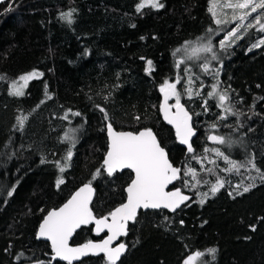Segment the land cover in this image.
Instances as JSON below:
<instances>
[{
  "label": "trees",
  "instance_id": "trees-1",
  "mask_svg": "<svg viewBox=\"0 0 264 264\" xmlns=\"http://www.w3.org/2000/svg\"><path fill=\"white\" fill-rule=\"evenodd\" d=\"M209 2L0 4V264H68L52 262L36 231L80 186L91 183L97 218L124 203L132 174L110 176L102 165L109 123L117 131L152 130L180 169L173 187L190 196L174 213L140 211L117 264H264V46L252 48L262 34L250 31L236 46L217 48L225 32ZM69 11L71 23L62 16ZM200 41L214 45L207 62L179 63L178 50ZM35 71L42 75L13 95V84ZM164 84L175 85L193 116L190 154L161 119ZM209 134L225 143L209 144ZM103 236L84 227L71 244ZM75 264L110 263L99 256Z\"/></svg>",
  "mask_w": 264,
  "mask_h": 264
},
{
  "label": "snow or ice",
  "instance_id": "snow-or-ice-1",
  "mask_svg": "<svg viewBox=\"0 0 264 264\" xmlns=\"http://www.w3.org/2000/svg\"><path fill=\"white\" fill-rule=\"evenodd\" d=\"M150 4L152 7H162L158 3V0H144L139 5L142 8ZM228 7H234L238 9H250V12H245L244 15L239 16L240 20H243L246 15H250L251 12H256L257 9H264V0H238L235 4H228ZM215 7V0H214ZM74 11V10H73ZM215 15V12L213 13ZM63 18L71 23L72 11L62 14ZM261 19H264V15L255 19V23H250L248 27H255L259 25V29L264 31V23H261ZM226 23L227 21L217 20L216 23ZM234 30L229 33L230 37L236 36ZM242 38V37H238ZM221 48L225 45L221 43ZM264 46V39L259 40L253 47ZM205 52H212L211 45H205L202 48ZM198 51V50H194ZM212 59H216L213 54ZM149 66L151 61H148ZM207 69L208 65H204ZM38 75L36 72L29 73L25 76H21L20 80L27 82ZM13 95L21 96L23 91L17 88L13 84ZM161 91L165 92V117L168 122L174 124L176 127L177 135L180 138V143L187 145L189 152L193 151L192 145L189 143V139L194 132L189 124L191 117L184 110L180 104L179 94L175 91V85L167 84L161 88ZM214 93H209L213 95ZM170 95L176 96L177 108L176 115L173 117L168 116L167 100ZM228 99L227 94H220L219 100L223 104ZM227 110V109H226ZM103 111V109H101ZM79 116L80 113H74ZM66 118V117H65ZM25 118H19L18 123L22 126ZM108 135L111 138V150L107 153V159L104 164L107 166V172L111 175L116 169H132L135 172V179L127 187V203L118 207L113 213L112 223H106V218L96 221L97 232L100 231L101 226L107 227L112 235L104 240L102 243H92L89 241L81 247H69L68 240L72 236L76 228L81 224H88L94 219L91 210L88 205L91 199L92 188L91 183L85 184L82 188L75 193L74 196L61 207L58 211H51L47 218L44 219L43 224L40 226L39 236L51 241V247L55 252V256L61 260H65L68 264H72L74 260H78L83 256L89 254L98 255L104 253L110 262V264H116L120 255L125 250L123 243L119 244L116 248H111L109 245L112 240L117 239L121 235H126L127 222L134 220L139 208H167L175 211L188 197L183 196L179 190L166 192L165 188L174 179L178 178L179 168L173 167L168 159V153L160 143L157 141L156 136L150 129L140 131L138 134L132 132H117L113 130L112 125H107ZM214 141L221 144L225 143L221 137H211ZM220 154L219 152L217 153ZM71 151L68 152L67 159H71ZM227 159V157H225ZM249 163H252L249 161ZM235 166V165H234ZM255 167L254 164H252ZM60 171H64V167L60 168ZM259 171V169H257ZM95 175H99L97 170ZM264 175V173H261ZM64 183L63 179L57 181V186ZM223 182L219 185L212 187V192L215 193L219 186H222ZM244 191H248L245 188ZM206 195V194H204ZM203 203V200H201ZM214 252L215 250H209ZM199 256L200 253H197ZM55 258V257H54ZM43 264V262H41Z\"/></svg>",
  "mask_w": 264,
  "mask_h": 264
},
{
  "label": "water",
  "instance_id": "water-1",
  "mask_svg": "<svg viewBox=\"0 0 264 264\" xmlns=\"http://www.w3.org/2000/svg\"><path fill=\"white\" fill-rule=\"evenodd\" d=\"M4 1H7V0H0V4H1L2 2H4ZM160 96H161V99H160V104H159V113H160V116H161L162 121H163L167 126H169V127L173 130V132H174V134H175V138H176L178 144H179L182 148H184V149L186 150V153H187V154L192 153V152H189V151L187 150V147H188L187 145L180 143V138H179V136L177 135V131H176V127H175V125L169 123V122H168V119H166V117H165V107H164V106H165V92L162 91L161 94H160ZM180 104L183 106L184 110H185V111L188 113V115L191 117V119H190V121H189V124H190V126L192 127V130H193V132H194V135H192V136L190 137V139H189V143L192 145V141H193V140L196 138V136H197V130L195 129L194 124H193V116H192V114L188 111V109L186 108V106H185L184 104H182V103H180ZM167 105H168V116H169V117H173V116H175V115H176V112H177V108H176L175 106H174V108H171V105H170V96H169V98H168V100H167ZM113 130H115V129L113 128ZM144 130H145V129H142V130H139L138 132H132V133H134V134H138L140 131H144ZM115 131H117V130H115ZM151 131H152V130H151ZM117 132H120V131H117ZM124 132H131V131H124ZM152 132H153V131H152ZM153 134H154V132H153ZM154 135H155V134H154ZM213 136H215V135H213V134H209V135L207 136V142H208L209 144H217V143H218L217 141H214L213 139H211V137H213ZM106 138H107V150H106V153H105V155H104L102 165H103V167H104V170H105L106 174L109 175L108 172H107V166L104 164V161L107 159V153L111 150V138H110V136L108 135L107 125H106ZM156 139H157V138H156ZM157 141H158V140H157ZM168 159H169V158H168ZM169 161H170V160H169ZM170 163H171V162H170ZM172 165H173V164H172ZM173 167H175V166H173ZM176 168H177V167H176ZM122 171H129V172L132 174V180L135 179V172H134L132 169H128V168H124V169H116L111 175H113V174H115V173H117V172H122ZM111 175H110V176H111ZM179 176H180V172L178 173V178H177V179H174V180H173L171 183H169V184L167 185V187L165 188V191H166V192H171V191L179 190L183 196L188 197V199L185 200L183 203H181L180 206H179L178 208H176L175 211L179 210L183 205H185L186 203H188L189 200H190V196H189L188 194H185V193H183L180 189H178V188H174V187H173L174 184L179 180ZM132 180H131V182H132ZM131 182L129 183V185L131 184ZM129 185H128V186H129ZM83 186H84V185H83ZM83 186H80L79 188H77V189L71 194V196H70V197H69V198H68V199H67V200H66V201H65L60 207H58L57 209L50 210V211H49V212L43 217V219H42L41 223L39 224V227H38V229H37V231H36V239H37L38 241H43V242L48 243V245H49V247H50V251H51V260H52V262L57 261V262H59V263H68L67 261H65V260H61L60 258H58V257L55 256V252L53 251V249H52V247H51V241H50V240H47V239L42 238V237L39 236L40 226L43 224L44 219L47 218V215H48L51 211H58V210H59L61 207H63L64 204H66V203L72 198V196H74L75 193H76L77 191H79V189L82 188ZM128 186H127V187H128ZM127 187H126V189H125L126 198H125L124 203H122L121 205L127 203V196H128V193H127ZM91 188H92V194H91V199H90V202H89V205H88V207H89L90 210H91V204H92L93 199H94V189H93L92 186H91ZM121 205H119L118 207H120ZM118 207H116L111 213H113ZM156 210H166V211H168V212H170V213H174V212H175V211H172L171 209H167V208H163V207H161V208H147V209H145V208H139V209L137 210V214H136V216L138 215V213H139L140 211H156ZM91 212H92V210H91ZM92 215H93V217H94L93 220H91L88 224H81L78 228L75 229V231L73 232L72 236H71V237L69 238V240H68V245H69V247H81V246H83L84 244L88 243V242H86V243H82V244H78V245H72V244H71V241H72V239L74 238L76 232H78L81 228H84V227H89V226H91V227H92V230H93V233H94L95 236H101V235H104L102 239H100V240H98V241H91L92 243H102L104 240L108 239V238L112 235V233L108 230V228H107V227H104V226H101L100 231L97 232V225H96V221H97V220L104 219V218H106V223L111 224V223H112V216H111V214H110L109 216H107V217H101V218H97V217H95L94 214H93V212H92ZM135 218H136V217H135ZM133 222H134V220H130V221L127 222L126 233H127L128 225L131 224V223H133ZM126 235H127V234H126ZM126 235H121V236H119L117 239L112 240L109 246H110L111 248H116V247H118L119 244L123 243V242H122V239L125 238ZM123 244H124V243H123ZM124 245H125V244H124ZM126 250H127V247H126V245H125V250H124V251L122 252V254L120 255V258H119V260L116 262V264H117V263L120 261V259L124 256ZM99 256H103L104 259H105L108 263H110V262L108 261L106 255H105L104 253H100V254H98V255L89 254V255H87V256H83V257H81V258L78 259V260H74V261L72 262V264L78 263V262H80V261H82V260H84V259H86V258H88V257H99ZM54 257H55V258H54Z\"/></svg>",
  "mask_w": 264,
  "mask_h": 264
},
{
  "label": "rangeland",
  "instance_id": "rangeland-1",
  "mask_svg": "<svg viewBox=\"0 0 264 264\" xmlns=\"http://www.w3.org/2000/svg\"><path fill=\"white\" fill-rule=\"evenodd\" d=\"M161 0H158V3L160 4ZM144 0H141V3H143ZM238 0H215V7H214V0H210L209 2V13L211 14V17L215 24L222 29L220 30L225 32L222 36H220L217 41H216V46L217 48H221V43H223L225 46L224 47H234L237 45L238 41L241 38L238 37H243L248 32H254L255 34H262L261 37H259L254 44L258 43L259 40L264 39V31H261L259 29V25H256L255 27H248L250 23H255L256 18H260L262 15H264V9H257L256 12H251L250 15H246L243 20H240L238 17L241 15H244L245 12H250V9H238L234 7H228V4H235L237 3ZM140 3V4H141ZM161 5V4H160ZM144 7H152L150 4H147ZM153 8H158V7H153ZM215 12V15L213 14ZM221 21H227L226 23H220L217 24V20ZM261 23H264V19H261ZM236 31V36L235 37H230L229 33ZM211 45L212 51L214 49V45L211 44L210 41H200L197 43L190 44L189 46L182 47L178 50L177 55H178V62L179 63H186L190 61H203L207 62L206 58L208 57L209 52H205L202 50V48L205 45ZM253 44V45H254ZM252 48H258V47H253ZM198 50V51H194ZM211 59V58H210ZM36 72V71H35ZM39 74L38 72H36ZM27 75V74H26ZM25 76V75H24ZM40 75H38L36 78H38ZM33 78V79H36ZM32 80V79H31ZM30 81V80H29ZM28 81V82H29ZM27 82V83H28ZM17 88H20L22 91L25 89V82L22 80H19L17 83H15ZM167 84H164L163 86L159 87L160 93L161 88L165 87ZM172 85V84H171ZM13 89V87H12ZM14 91V89H13ZM176 91V90H175ZM177 94H179L180 97V103L184 104L182 102V95L176 91ZM170 105L171 108H174L176 105V96L175 95H170ZM185 105V104H184Z\"/></svg>",
  "mask_w": 264,
  "mask_h": 264
}]
</instances>
